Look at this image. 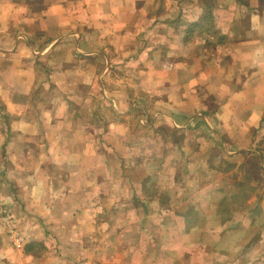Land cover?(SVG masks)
<instances>
[{
	"label": "crops",
	"instance_id": "obj_1",
	"mask_svg": "<svg viewBox=\"0 0 264 264\" xmlns=\"http://www.w3.org/2000/svg\"><path fill=\"white\" fill-rule=\"evenodd\" d=\"M238 172L264 192V0H0V264L184 262Z\"/></svg>",
	"mask_w": 264,
	"mask_h": 264
},
{
	"label": "rangeland",
	"instance_id": "obj_2",
	"mask_svg": "<svg viewBox=\"0 0 264 264\" xmlns=\"http://www.w3.org/2000/svg\"><path fill=\"white\" fill-rule=\"evenodd\" d=\"M206 20H209L208 17ZM212 36L217 40L220 39L217 34ZM257 164V159L252 160L251 169L257 167ZM219 167L228 169V164L221 162ZM202 172L204 175L202 176L206 179H213L211 174H206V169ZM240 173L238 172L235 181L232 180V188L228 185V174L217 176L218 186L216 189L212 187L207 192L208 197L203 199L209 207L203 212L199 209L194 211L196 229H193L194 233H190L185 241L180 240L182 246L189 251L184 257L185 263L179 257L182 264H261L260 260L257 262V257H260L258 250L264 249V235L260 238L256 233L264 234V192H258L253 187L249 188L252 179H248L244 184L243 181L247 176ZM193 180L189 183L195 184L196 177H193ZM161 182L156 180V184ZM167 186L168 183H164V189ZM236 188L239 190L235 191ZM160 189L163 190L161 185ZM176 203L177 201L171 199V204L176 205ZM187 207L185 201L184 206L178 209L185 211ZM242 218H245V222L241 223ZM179 259L170 251L167 262L163 264H176Z\"/></svg>",
	"mask_w": 264,
	"mask_h": 264
},
{
	"label": "built area",
	"instance_id": "obj_3",
	"mask_svg": "<svg viewBox=\"0 0 264 264\" xmlns=\"http://www.w3.org/2000/svg\"><path fill=\"white\" fill-rule=\"evenodd\" d=\"M8 216L12 217V214L11 213H8ZM20 242H21V239L20 238H17V245L20 246Z\"/></svg>",
	"mask_w": 264,
	"mask_h": 264
}]
</instances>
